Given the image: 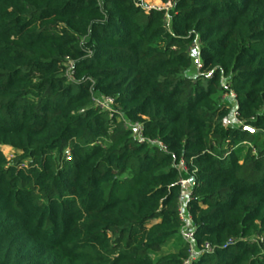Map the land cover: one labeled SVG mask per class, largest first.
Returning <instances> with one entry per match:
<instances>
[{"label":"trees","instance_id":"trees-1","mask_svg":"<svg viewBox=\"0 0 264 264\" xmlns=\"http://www.w3.org/2000/svg\"><path fill=\"white\" fill-rule=\"evenodd\" d=\"M161 1L0 0V264H264V0Z\"/></svg>","mask_w":264,"mask_h":264},{"label":"built area","instance_id":"built-area-1","mask_svg":"<svg viewBox=\"0 0 264 264\" xmlns=\"http://www.w3.org/2000/svg\"><path fill=\"white\" fill-rule=\"evenodd\" d=\"M148 8H150V7H148ZM232 96L235 97L234 93L232 94ZM96 103H97V105L100 108L112 111L114 100L112 98H110V97H107L105 99H96ZM234 117L237 120V111H234ZM138 128H139L138 129V137L142 141H144L145 138L142 135V131H141L142 129H141L140 126H138ZM151 142L160 145L163 149H167V147L163 143L158 141V140H154V141H151ZM185 169L186 168H185L184 164H182V169L181 170L185 171ZM180 185L184 189L183 190V197L190 196V194H191L190 188H189L190 179H187V178L183 177L180 180ZM179 215H180V218H181V221H182V224H183L182 225V229H181L182 238H183V240L185 242L190 243V256H189V258L187 260H185L184 264H191V262L193 260H195L201 252H203V251L211 252V251H213V247L209 243H206L203 246L202 250H197L194 247L195 228L192 225V217H191V215H188L186 210H185V208H183V207L180 208Z\"/></svg>","mask_w":264,"mask_h":264},{"label":"rangeland","instance_id":"rangeland-1","mask_svg":"<svg viewBox=\"0 0 264 264\" xmlns=\"http://www.w3.org/2000/svg\"><path fill=\"white\" fill-rule=\"evenodd\" d=\"M144 6L146 7H162L164 6L161 0H144ZM166 6V5H165ZM198 58L195 57L194 60L196 61ZM196 64V62H195ZM235 118V117H234ZM4 153L6 155H8L9 157H11L12 155V149L10 147H5L4 148ZM181 243V238L178 236L177 238H175L169 245H167L162 251L161 253H167L170 251H176L179 247Z\"/></svg>","mask_w":264,"mask_h":264},{"label":"water","instance_id":"water-1","mask_svg":"<svg viewBox=\"0 0 264 264\" xmlns=\"http://www.w3.org/2000/svg\"><path fill=\"white\" fill-rule=\"evenodd\" d=\"M195 181H196V178H195V177H192V178L190 179V185H191V186H194V185H195Z\"/></svg>","mask_w":264,"mask_h":264}]
</instances>
